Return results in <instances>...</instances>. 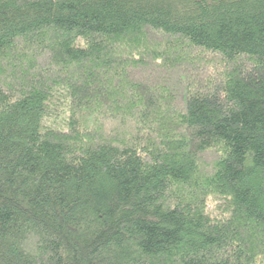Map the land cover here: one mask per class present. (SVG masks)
<instances>
[{"label":"trees","instance_id":"1","mask_svg":"<svg viewBox=\"0 0 264 264\" xmlns=\"http://www.w3.org/2000/svg\"><path fill=\"white\" fill-rule=\"evenodd\" d=\"M0 264H264V0H0Z\"/></svg>","mask_w":264,"mask_h":264},{"label":"rangeland","instance_id":"2","mask_svg":"<svg viewBox=\"0 0 264 264\" xmlns=\"http://www.w3.org/2000/svg\"><path fill=\"white\" fill-rule=\"evenodd\" d=\"M154 34V33H153ZM156 36V35H155ZM148 78V77H147ZM137 79H140V77H137ZM150 80H152V78H149ZM139 81V80H138ZM150 83H152L151 81H149Z\"/></svg>","mask_w":264,"mask_h":264}]
</instances>
